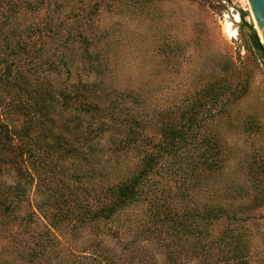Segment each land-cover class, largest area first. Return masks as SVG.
Wrapping results in <instances>:
<instances>
[{"label":"rangeland","instance_id":"374dc122","mask_svg":"<svg viewBox=\"0 0 264 264\" xmlns=\"http://www.w3.org/2000/svg\"><path fill=\"white\" fill-rule=\"evenodd\" d=\"M248 10L244 0H0V87L6 65L22 62L55 94L71 92L65 123L89 131L69 152L0 149L10 208L0 206V264H264V59ZM93 81L107 99L137 96L147 118L173 108L177 127L197 135L191 162L165 159L143 199L113 214L101 211L112 202L103 175L117 181L143 153L112 149L121 128L110 130L104 98L71 88ZM3 89L0 123L18 127L17 92ZM165 208L194 215L173 230Z\"/></svg>","mask_w":264,"mask_h":264},{"label":"trees","instance_id":"16d2710c","mask_svg":"<svg viewBox=\"0 0 264 264\" xmlns=\"http://www.w3.org/2000/svg\"><path fill=\"white\" fill-rule=\"evenodd\" d=\"M250 37L253 47L262 54L261 57L264 59L263 45L260 43L254 30ZM13 62L14 66H12L13 64H11L10 61V64L5 67V73L4 75L2 74L1 79V83H4V89L1 87L0 89L1 91L3 89L5 91L4 93L7 95L17 92V101L14 103V97L11 96V102L14 103L13 106L17 108V112L22 115V119L18 127L15 124H10L9 120L0 123V149L4 152L10 151V153L17 156L31 150L32 148L29 145L35 144L39 149H43V151L69 152L74 146L72 145L73 141H70L71 138L76 137L77 139L75 138V141L77 142H88L89 131L82 130L81 126L78 127L79 121L72 122L70 126L65 123L67 118L65 115L66 103L69 100L68 97L71 92L64 93L65 90H61L59 95L55 94L48 85L50 82L48 80H51L50 78H47L48 80H46V77L35 78L33 76L36 75L33 74L34 71L19 65L22 62L18 64H16L17 61L15 60H13ZM13 67L15 68L13 69ZM75 83L76 84H73L71 88L77 92H81L84 88H88L85 89V93L83 94V99L85 101H88L86 98L91 96L92 93L97 97L104 98L105 102H103V105L107 106L110 115L112 114L110 130L121 128L120 133L116 131L112 133L108 132V135H110V142L114 145L112 149L117 152L119 150L128 152L129 150L140 149V152L143 153L140 163L136 166L135 170L130 171L117 181L112 182L107 175H103L106 182L101 188L103 192L100 193L104 195L103 199L110 197V202H112L110 204L107 203L103 208L101 207V211L107 214H113L117 211L118 207L125 206L132 201L143 199L144 194L149 192L146 186L151 180V175L160 172V169L164 167L163 162H166L165 159L185 156L189 160L188 162H191V150L195 148L194 144L196 143L197 135L196 132H192L193 130L188 132V129L186 131L184 127L185 131L177 127V122L173 115V108L168 111L166 109L163 112L153 110L156 113H153L154 117L147 118L144 109L137 104L140 102L137 96L130 94L129 96L132 97H129L131 99V104H124L122 101L126 100L125 96L124 94L122 96V93L119 92H115L116 95L113 98H105V91L100 82ZM207 90L212 91L211 96L213 98L210 100L211 103H218L221 99L219 92L213 89V86H207L206 92L208 93ZM63 94H66V96H63ZM228 98L229 95L226 97V100ZM60 100H62L61 105L57 110L58 106L56 103ZM77 101L78 103L72 107L78 110L80 108L78 104L81 105L82 109L85 111V116L89 117L88 119H93L96 112H92L90 105L86 104V102L82 103L83 100ZM5 105H9L12 108L9 101L5 102ZM72 107L70 106L73 110ZM102 115H104V113L100 112L99 117L101 119L103 118ZM185 120L188 121L189 119ZM181 124L184 126L183 123ZM36 126H40L37 132L35 129ZM86 127L88 126L86 125ZM149 127H152L156 134L149 135V133L146 132ZM46 137L52 138V142L49 143V145L42 141V139ZM17 138L20 142L17 143L16 141L14 143L13 139ZM89 146L91 148V144H89ZM143 146H147V148ZM208 165H210V163H208ZM175 173L177 172L175 171ZM6 201L7 199L1 198L0 206L2 205L4 210L10 212L8 204H5ZM172 211L173 213L165 208V218L163 219L172 223L171 226L174 227L173 230L186 227V216L192 217V215H194L189 211H186L184 215L174 210ZM229 217H234V215ZM40 249H43V247H40ZM40 249L35 251L36 257H38V255L40 257L43 255V252L38 253Z\"/></svg>","mask_w":264,"mask_h":264},{"label":"water","instance_id":"95a60500","mask_svg":"<svg viewBox=\"0 0 264 264\" xmlns=\"http://www.w3.org/2000/svg\"><path fill=\"white\" fill-rule=\"evenodd\" d=\"M249 6L250 23L254 24L256 34L264 48V0H244Z\"/></svg>","mask_w":264,"mask_h":264},{"label":"bare ground","instance_id":"6f19581e","mask_svg":"<svg viewBox=\"0 0 264 264\" xmlns=\"http://www.w3.org/2000/svg\"><path fill=\"white\" fill-rule=\"evenodd\" d=\"M227 32L230 34L234 32V27L231 25V23H229V25L227 26Z\"/></svg>","mask_w":264,"mask_h":264}]
</instances>
